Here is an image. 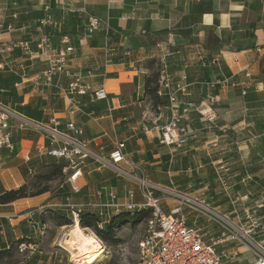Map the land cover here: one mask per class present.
Masks as SVG:
<instances>
[{"label":"crops","instance_id":"obj_1","mask_svg":"<svg viewBox=\"0 0 264 264\" xmlns=\"http://www.w3.org/2000/svg\"><path fill=\"white\" fill-rule=\"evenodd\" d=\"M49 3L59 28L40 27L45 10L42 0H0V49L16 42L34 47L35 41L49 34L53 48L59 50L64 47L61 39L67 37L76 49L68 61L72 72L94 89L105 88L109 98L92 104L88 97H81L80 108L71 106L66 95L68 80L62 78L47 87L38 84L44 62L37 57L29 59L17 49L9 57L14 66L24 61L27 69L23 77L0 71V103L17 112L19 107H29L32 113L41 114L40 122L47 124L54 118L62 129L65 123L81 127L92 150H101L107 157L114 141H125L124 152L146 172L149 183L206 199L222 215L235 219L234 206L217 180L220 175L229 176L232 194L241 206L258 203L264 210V0ZM91 18L107 22L109 32L100 28L90 34ZM107 49L112 52L110 63H106ZM153 61L160 71L166 68L176 82L183 75L188 77L190 93L180 96L181 102L188 100L209 109V97H216L214 123L194 110L184 115L188 142L183 147L160 145L155 127L169 123L172 111L168 105L153 107L145 92V76L151 73ZM17 77L16 83L9 81ZM13 141L16 152L0 155V185L6 190L25 183L22 170L29 164L48 163L37 151L38 146L47 145L39 132L15 133ZM247 175L251 180L244 182ZM125 182L129 181L89 163L77 182L81 192L73 199L94 204L98 190L113 188L124 200L128 189L119 183ZM135 189L140 203L142 198ZM156 196L160 198L161 193ZM39 199L47 202L50 195L0 205V250L10 249L31 234L29 223L20 215ZM177 205L178 200L172 197L161 203L167 214ZM184 212L188 225L198 227L208 240L217 239L221 227L188 207ZM232 248L218 246L219 250ZM239 251L247 254L244 248ZM43 256L27 258L39 257L37 264H51V259L44 261Z\"/></svg>","mask_w":264,"mask_h":264},{"label":"built area","instance_id":"obj_2","mask_svg":"<svg viewBox=\"0 0 264 264\" xmlns=\"http://www.w3.org/2000/svg\"><path fill=\"white\" fill-rule=\"evenodd\" d=\"M42 3L45 5V10L44 16L39 22L40 27L59 28L57 20L50 12L49 0H42ZM100 28L109 32L107 22L91 18L89 33ZM60 44L64 47L59 50L54 49L50 35L46 34L35 41L34 47H31L27 42L4 45L0 49V71L23 77V72L27 69L24 61L17 62L16 66L18 67H16L13 64L15 62L9 57L19 49L29 59L37 57L44 62L45 68L36 79L38 84L47 87L53 86L62 78L68 80L66 95H68L71 106L80 108L81 97H88L92 104L98 101H107L109 93L105 88L94 89L84 83L80 74L72 72L68 61L76 49L68 38H62ZM111 57L112 52L107 49L106 63L111 62ZM159 77L158 95L169 100V107L172 111L169 123L155 127L159 133L160 145L167 148L183 147L188 142V130L186 127H182L184 115H188L191 110H194L198 114L200 113L205 121L214 123L216 113L213 111L212 105L215 103L216 97H209V109L196 107L188 100L181 102L179 97H188L190 93L188 77L183 75L181 80L176 82L166 68L160 71ZM33 131L42 134L47 143L45 147H37L38 153L63 162V181L64 184L70 186L71 195L65 196V203L41 206L20 215L31 227V234L24 237L17 245L20 255H44L43 240L47 236V225L38 221L37 216L45 208L64 209L71 215L74 224H80L81 213L91 211L99 216L98 227L100 229L122 212L133 213L151 209L152 216L146 220V234L137 243L138 262L134 264H264L263 204L241 206L232 194L233 187L229 176L220 175L217 176V180L220 182L224 196L234 206L232 211L235 219L216 211L206 199L200 200L191 197L188 193L149 183L146 172L136 166L124 152L125 141H114V148L107 157L101 150H92L91 142L83 137L84 131L81 127L73 123H65L62 129V125L54 118L50 119L47 124L42 123L0 103V155L4 152L11 154L16 152V145L13 141L15 133ZM26 161L29 162L30 158H26ZM89 163L96 164L100 169L112 170L117 177L134 183L142 201L137 202L135 199L136 190L131 188L126 191L124 200L119 198L117 191L113 188L98 190L95 193L98 201L94 204L79 203L73 200V195L77 196L81 192V187L77 185V182L84 175V169ZM247 180H251L249 175L246 176L244 182ZM156 192L161 193L160 198L156 196ZM171 197L178 200V205L171 209L170 214H167L163 211L161 203ZM186 207L221 227L217 239L208 240L198 227L187 224V216L184 212ZM100 242L103 244L101 240ZM223 244L231 245L233 248L219 250L218 246ZM60 247L62 250L68 251L65 246ZM243 248L247 253H251L252 261L248 259L243 263L238 262V258L242 255L239 250ZM69 261L79 264L73 261L72 254H70Z\"/></svg>","mask_w":264,"mask_h":264},{"label":"rangeland","instance_id":"obj_3","mask_svg":"<svg viewBox=\"0 0 264 264\" xmlns=\"http://www.w3.org/2000/svg\"><path fill=\"white\" fill-rule=\"evenodd\" d=\"M26 116V115H25ZM182 127L183 126L182 123ZM56 162L59 165H63V162L57 161L54 158L49 157L48 163H38L35 165H28V168L31 169L32 172L29 171L27 168V174L25 176L23 172V176L25 178V182L28 181L29 184L35 185L38 184L39 188L42 187H49V195L50 199L45 202L43 199H39L38 204L35 206H31L30 209L25 210H35L38 207L43 206H49L50 203L55 202L58 204L65 203V196L71 195L70 186L67 184H64L63 179L59 178L57 180H53L50 183L41 182V175L47 174L50 171V165ZM108 170V169H105ZM111 172L114 176H116L112 170H108ZM119 178V177H118ZM122 185V187H126L127 189L131 188L130 186L136 185L132 182H125V183H119ZM23 185V184H22ZM131 188V189H135ZM136 190V189H135ZM74 197V195H73ZM74 200V199H73ZM59 213H64V215H69L67 211L64 209L58 210ZM24 213V212H23ZM54 212L49 211V208H45L43 212L38 213L39 218L41 217L46 225H47V236L43 243V251L44 256L42 260L47 261L49 258L51 259V264H75L71 261H69L70 254L72 251L70 250L68 245L64 244V241L67 237L68 230L73 227L71 224H66L64 226L59 227L58 224H56V221L53 216ZM71 218V215H69ZM147 221H142L140 224H121L116 225V233L118 242L112 245H108L103 243L105 248V253L97 259L98 262L94 264H134L138 262V242L142 239V237L146 234L147 227H146ZM65 227V228H63ZM63 229V230H62ZM87 234H94L98 239L99 237L93 230H90L89 228L84 229ZM54 245V246H52ZM60 246H65V248L68 250H62ZM71 251V253H69ZM39 258V257H38ZM100 259V260H99ZM253 260V256H251V253L248 252L247 254H243L238 258L239 263H243L245 260ZM35 258L29 259L27 256L20 255L18 251L14 254L13 257L6 259L3 261L4 263L1 264H37V262L34 261Z\"/></svg>","mask_w":264,"mask_h":264},{"label":"trees","instance_id":"obj_4","mask_svg":"<svg viewBox=\"0 0 264 264\" xmlns=\"http://www.w3.org/2000/svg\"><path fill=\"white\" fill-rule=\"evenodd\" d=\"M151 73H149L147 76H145V92L147 93V96L152 101L153 107L159 108V107H167L169 106V100L166 97H160L158 95V81H159V73H160V66L156 65V62L153 61L151 65ZM13 84L19 81V78H10V80ZM211 97H214L213 95ZM82 103V100H81ZM18 111L22 114L26 115L29 118H34L37 121H41V114H35L32 113L29 110V107H19ZM90 111V110H88ZM50 171L47 174L41 175V182L50 183L53 180H57L59 178L63 179V167L64 165H59L56 162H53L50 165ZM27 168L26 166L22 171L24 172L25 176L27 174ZM40 184V183H38ZM35 184H29L28 181H26L23 185L20 186L18 189H12V190H6L3 189L0 185V205L5 206L8 204H12L16 201H20V199H27V198H35L41 195H45L49 193V187H42L39 188V185ZM58 210L55 208H50L49 211H53L54 219L56 221V224L59 225V227L64 226L66 224H71L72 219L69 215H64V213H59ZM152 213L151 209L141 210V211H135L133 213L130 212H122L120 215L115 216L111 219L109 223H107L103 228H99L98 224L100 222V218L97 214L91 212V211H85L81 213V220H80V227L82 228H89L90 230H93L95 234L99 237V239L108 245H112L117 243L119 240L117 238L116 233V225L131 223V224H140L142 221L148 220L151 218ZM37 220L40 221L43 224H46L45 221L40 217H37ZM26 237V236H25ZM24 239H19L10 249L6 250H0V264L4 263L8 258H11L14 256V254L17 252V245ZM40 258H35V262L38 263Z\"/></svg>","mask_w":264,"mask_h":264},{"label":"bare ground","instance_id":"obj_5","mask_svg":"<svg viewBox=\"0 0 264 264\" xmlns=\"http://www.w3.org/2000/svg\"><path fill=\"white\" fill-rule=\"evenodd\" d=\"M64 241L72 251L73 261L79 264H94L105 253L104 245L94 234H87L79 223L73 224ZM100 260V259H99Z\"/></svg>","mask_w":264,"mask_h":264}]
</instances>
